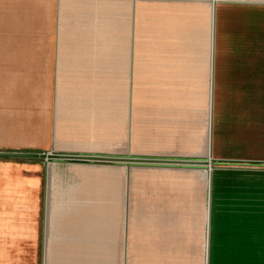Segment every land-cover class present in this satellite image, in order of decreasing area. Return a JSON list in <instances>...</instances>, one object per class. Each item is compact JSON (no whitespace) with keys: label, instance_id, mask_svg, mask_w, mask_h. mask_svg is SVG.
Returning a JSON list of instances; mask_svg holds the SVG:
<instances>
[{"label":"crops","instance_id":"crops-1","mask_svg":"<svg viewBox=\"0 0 264 264\" xmlns=\"http://www.w3.org/2000/svg\"><path fill=\"white\" fill-rule=\"evenodd\" d=\"M218 29L222 104L238 113L233 129L260 131L261 118L251 124L242 110L264 109V0H0V153L122 160L0 157V206H23L13 208L14 219L0 214V227H17L4 235L19 257L264 264V159L218 157L211 146ZM198 63L210 83L211 158L187 159L206 161L188 167L209 171L128 181L127 191L123 170L112 165L161 152L145 133L153 122L162 130L174 124L158 84ZM37 206H46L42 220L31 218ZM124 206H135L128 218Z\"/></svg>","mask_w":264,"mask_h":264},{"label":"rangeland","instance_id":"rangeland-1","mask_svg":"<svg viewBox=\"0 0 264 264\" xmlns=\"http://www.w3.org/2000/svg\"><path fill=\"white\" fill-rule=\"evenodd\" d=\"M220 17V7L217 9V19ZM220 22V20H218ZM219 26V25H218ZM162 43L167 42L165 46L171 43L172 40H169L168 35L162 36ZM173 43L175 45V39L177 38L174 34L172 36ZM217 48L215 49V59H217L216 69L214 71L213 76V85H212V95H213V114H212V141L211 146L215 156L218 157H231L236 159H264V109L254 110L250 107H244L242 111V116L244 118H251V124H255L256 121L261 118V130L258 131L257 125L250 126L249 130L245 129L241 132L240 129H233L232 120L237 117L238 113H231L227 107L222 104L221 100V84H220V72H219V61L221 50L219 46V29L217 32ZM198 42L199 38H198ZM177 46H174V51H178L176 49ZM175 55V54H174ZM202 58L200 57L199 52L197 53L196 60ZM167 62L169 59H165ZM177 62V60H173ZM172 68L161 67L162 73L166 75L169 74ZM173 72H179V80L173 83H160L158 84V89L164 90V99L161 98L159 101L166 105V114L168 113V109H173V127L169 126L162 130V128L156 123H152L149 126L152 128L148 132L150 136H152V140L149 139V146L158 145L162 149L161 152H157L152 156H143V157H155L156 159H178L183 160L187 158L191 159H209L211 158L210 150H209V138H210V115L208 112V100H209V89L210 83L208 82V69L205 64L201 66L192 68L191 70L178 68L172 69ZM181 80V81H180ZM185 80V81H182ZM156 88V87H155ZM154 88V89H155ZM171 89L176 92L175 98L172 100L167 99L166 92ZM163 92V91H161ZM150 101H156L151 100ZM172 106H169V104ZM164 107V106H162ZM161 107V108H162ZM172 107V108H170ZM224 111V112H223ZM241 111V112H242ZM223 113V116H222ZM165 114V117H166ZM167 121L168 118H165ZM158 117L154 118V121H157ZM160 125V124H159ZM256 126V127H255ZM141 133V132H138ZM162 135L171 136L170 141L168 138H160ZM260 135V136H259ZM157 136V139L155 138ZM256 137L258 141H256ZM253 142L255 144L253 145ZM131 144L128 143V147ZM171 146V147H168ZM188 149H191V152H188ZM129 150V149H128ZM131 158V157H130ZM115 166L116 170H123L125 176V183L128 191V181L135 182H165L170 177L179 176L176 175H168L170 174L180 173V177L182 179L188 177L187 172H200L202 177L206 172L209 171L208 167H185V166H174V165H112ZM153 172H161V174L153 173ZM128 195V194H127ZM18 208L23 206H0V214L1 218L4 219H14L13 208ZM38 210L36 215L34 214L31 218H36L42 220L44 218L45 208L46 206H37ZM102 211L108 212L110 211V206H101ZM123 207V206H122ZM127 213L128 218V208L134 209L135 206H124ZM164 207V215L166 217L169 216L168 206ZM139 213V211H138ZM21 218H28L29 216L26 214L25 216H20ZM17 229L9 226V227H0V264H42L43 260L40 258H28L19 257V252H14V246L12 243V235L6 237L4 233L11 234L13 230ZM7 238V239H5ZM5 239V240H4ZM27 249V245L23 246ZM128 264V260H125Z\"/></svg>","mask_w":264,"mask_h":264},{"label":"water","instance_id":"water-1","mask_svg":"<svg viewBox=\"0 0 264 264\" xmlns=\"http://www.w3.org/2000/svg\"><path fill=\"white\" fill-rule=\"evenodd\" d=\"M0 157L5 158H47V159H57V160H70V161H90V162H112V163H121L122 160L116 158H108L102 156H78V157H69V156H46V155H33V154H22V153H0ZM128 164L133 165H174V166H206L209 163L202 160H172V159H154V158H128V160H123Z\"/></svg>","mask_w":264,"mask_h":264},{"label":"built area","instance_id":"built-area-1","mask_svg":"<svg viewBox=\"0 0 264 264\" xmlns=\"http://www.w3.org/2000/svg\"><path fill=\"white\" fill-rule=\"evenodd\" d=\"M82 162H84V161H82Z\"/></svg>","mask_w":264,"mask_h":264}]
</instances>
